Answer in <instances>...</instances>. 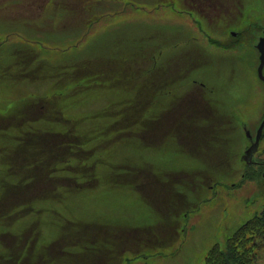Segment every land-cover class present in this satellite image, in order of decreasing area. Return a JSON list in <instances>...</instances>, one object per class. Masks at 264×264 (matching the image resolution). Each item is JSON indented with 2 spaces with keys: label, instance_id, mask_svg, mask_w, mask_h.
Here are the masks:
<instances>
[{
  "label": "rangeland",
  "instance_id": "rangeland-1",
  "mask_svg": "<svg viewBox=\"0 0 264 264\" xmlns=\"http://www.w3.org/2000/svg\"><path fill=\"white\" fill-rule=\"evenodd\" d=\"M45 1L0 0V33H6L0 37L1 109L2 98L14 102L3 109L10 117H0V264H125L142 246L145 259L133 264H203L213 246L225 248L264 208V185L251 180L262 171L253 168L242 187L233 186L246 171L242 125L254 133L264 115L259 53L251 47L263 34L264 1L137 0L130 3L161 10L120 2L96 17L77 8L80 0ZM246 6L261 26L232 36L229 29L247 26L234 21ZM190 8L217 33L204 24V36L196 18L178 17ZM88 19L82 31L70 28ZM57 30L71 34L53 40ZM174 33L187 35L190 47L153 63L157 47L172 43ZM212 36L222 45L243 42L226 50ZM75 41L78 50L70 45ZM23 48L38 49L51 63L24 71ZM206 57L211 63L202 62ZM90 73L100 83L78 90L83 86L73 81ZM65 84V95H58ZM30 97L31 106L43 104V117L36 119ZM83 139L92 140L87 154L93 159H69ZM107 145L113 150L102 151ZM176 146L183 152L173 156L181 159L170 158ZM256 154L264 156V141ZM198 183V196L187 198ZM175 191L192 206L171 196ZM147 204L152 211L143 212Z\"/></svg>",
  "mask_w": 264,
  "mask_h": 264
},
{
  "label": "trees",
  "instance_id": "trees-1",
  "mask_svg": "<svg viewBox=\"0 0 264 264\" xmlns=\"http://www.w3.org/2000/svg\"><path fill=\"white\" fill-rule=\"evenodd\" d=\"M264 248V211L248 221L231 239L229 247L210 251L205 264H254Z\"/></svg>",
  "mask_w": 264,
  "mask_h": 264
},
{
  "label": "water",
  "instance_id": "water-1",
  "mask_svg": "<svg viewBox=\"0 0 264 264\" xmlns=\"http://www.w3.org/2000/svg\"><path fill=\"white\" fill-rule=\"evenodd\" d=\"M259 48L261 50V63H260V66H259V74L260 76L264 79V76H263V68H264V39L261 40L260 44H259ZM263 126H264V122L259 130V134H258V137H257V142H255L252 147L248 150V155L246 156L247 159H250L253 152L258 148V143H259V139H260V136H261V132H262V129H263Z\"/></svg>",
  "mask_w": 264,
  "mask_h": 264
}]
</instances>
